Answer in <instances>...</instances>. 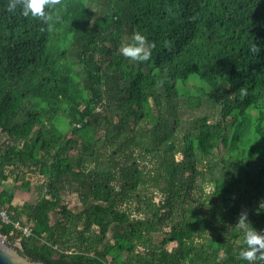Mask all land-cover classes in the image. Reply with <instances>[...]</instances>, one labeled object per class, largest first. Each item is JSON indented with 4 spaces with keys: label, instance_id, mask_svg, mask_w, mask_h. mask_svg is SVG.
I'll use <instances>...</instances> for the list:
<instances>
[{
    "label": "trees",
    "instance_id": "obj_1",
    "mask_svg": "<svg viewBox=\"0 0 264 264\" xmlns=\"http://www.w3.org/2000/svg\"><path fill=\"white\" fill-rule=\"evenodd\" d=\"M9 2L0 235L44 264H250L236 223L264 229V0H59L50 22ZM134 32L148 60L121 53ZM36 176L37 203L13 204Z\"/></svg>",
    "mask_w": 264,
    "mask_h": 264
},
{
    "label": "clouds",
    "instance_id": "obj_2",
    "mask_svg": "<svg viewBox=\"0 0 264 264\" xmlns=\"http://www.w3.org/2000/svg\"><path fill=\"white\" fill-rule=\"evenodd\" d=\"M59 0H10L7 5L9 12H15L18 8L21 15L36 17L44 22L52 21V10L55 9ZM51 27V23L48 24ZM147 44V37L140 32H134L132 42L121 45L120 51L123 55L133 58L137 61L148 60L151 55V47L154 44ZM264 204V203H262ZM236 225L241 229L244 240L239 251L242 260L253 262L264 260V229H257L252 226L248 219V212L241 211Z\"/></svg>",
    "mask_w": 264,
    "mask_h": 264
},
{
    "label": "rangeland",
    "instance_id": "obj_3",
    "mask_svg": "<svg viewBox=\"0 0 264 264\" xmlns=\"http://www.w3.org/2000/svg\"><path fill=\"white\" fill-rule=\"evenodd\" d=\"M78 45L82 44V41H76ZM1 133V132H0ZM102 133H98L97 137H101ZM1 138V135H0ZM29 182V181H28ZM41 180L39 179L38 176L32 178L30 180L29 183H31V185H29L26 181L25 182H17L16 185V191L14 194V200H13V204H22L24 202H29L32 204L37 203V201L39 200L38 198V191L41 185ZM209 189L206 188V192ZM62 199L64 200V205L67 206L70 209L74 208V204L77 200V197L75 195H73L72 193L68 192V191H64L62 193ZM32 226V225H31ZM0 238L6 240L8 243L14 245L15 247H19V245L15 242L12 243L10 242L7 238L3 237L0 235ZM161 237L159 235H154L153 237V242L154 243H158L160 241ZM68 251V250H67ZM69 252V251H68Z\"/></svg>",
    "mask_w": 264,
    "mask_h": 264
},
{
    "label": "water",
    "instance_id": "obj_4",
    "mask_svg": "<svg viewBox=\"0 0 264 264\" xmlns=\"http://www.w3.org/2000/svg\"><path fill=\"white\" fill-rule=\"evenodd\" d=\"M0 264H44L21 254L14 245L0 238Z\"/></svg>",
    "mask_w": 264,
    "mask_h": 264
},
{
    "label": "built area",
    "instance_id": "obj_5",
    "mask_svg": "<svg viewBox=\"0 0 264 264\" xmlns=\"http://www.w3.org/2000/svg\"><path fill=\"white\" fill-rule=\"evenodd\" d=\"M8 224H10V220L6 212L0 208V226ZM12 228L14 231L19 232L23 237H29L31 235L30 228L28 226H22L18 222L12 223ZM16 243L19 245V241H16Z\"/></svg>",
    "mask_w": 264,
    "mask_h": 264
}]
</instances>
